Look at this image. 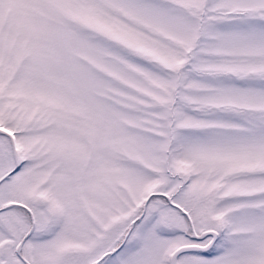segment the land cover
<instances>
[{
  "label": "snow or ice",
  "instance_id": "1",
  "mask_svg": "<svg viewBox=\"0 0 264 264\" xmlns=\"http://www.w3.org/2000/svg\"><path fill=\"white\" fill-rule=\"evenodd\" d=\"M0 264H264V0H0Z\"/></svg>",
  "mask_w": 264,
  "mask_h": 264
}]
</instances>
